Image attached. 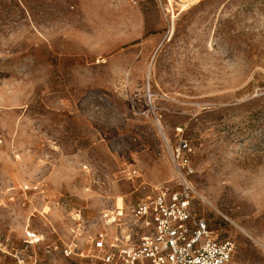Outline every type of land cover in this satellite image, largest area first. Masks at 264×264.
<instances>
[{"label":"rangeland","instance_id":"rangeland-1","mask_svg":"<svg viewBox=\"0 0 264 264\" xmlns=\"http://www.w3.org/2000/svg\"><path fill=\"white\" fill-rule=\"evenodd\" d=\"M180 135L193 211L264 264V0H0V264H97Z\"/></svg>","mask_w":264,"mask_h":264},{"label":"built area","instance_id":"built-area-1","mask_svg":"<svg viewBox=\"0 0 264 264\" xmlns=\"http://www.w3.org/2000/svg\"><path fill=\"white\" fill-rule=\"evenodd\" d=\"M191 151L189 141L178 136L171 149L172 187L168 182L157 184L152 195L103 213L105 226L113 229L88 235L97 264H239L233 259V241L214 237L206 220L192 209L196 194ZM38 239L36 232L25 231L26 242ZM76 249L71 242L62 253L69 257Z\"/></svg>","mask_w":264,"mask_h":264}]
</instances>
